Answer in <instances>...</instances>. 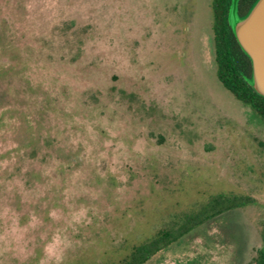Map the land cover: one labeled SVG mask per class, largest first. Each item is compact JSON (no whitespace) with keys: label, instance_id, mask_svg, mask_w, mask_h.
<instances>
[{"label":"rangeland","instance_id":"rangeland-1","mask_svg":"<svg viewBox=\"0 0 264 264\" xmlns=\"http://www.w3.org/2000/svg\"><path fill=\"white\" fill-rule=\"evenodd\" d=\"M261 142L212 0H0V264H118L220 193L253 202L152 264H255Z\"/></svg>","mask_w":264,"mask_h":264},{"label":"trees","instance_id":"trees-1","mask_svg":"<svg viewBox=\"0 0 264 264\" xmlns=\"http://www.w3.org/2000/svg\"><path fill=\"white\" fill-rule=\"evenodd\" d=\"M254 1L241 0L240 13L245 14ZM230 3L231 0H212L217 76L224 87L251 108L257 120L264 125V98L258 96L245 80V76H251V62L228 26ZM260 145L264 150V142ZM252 202L249 196L224 193L210 196L196 207L171 216L154 236L133 246L118 264H152L160 254L179 245L201 227ZM255 264H264V248L258 252Z\"/></svg>","mask_w":264,"mask_h":264},{"label":"water","instance_id":"water-1","mask_svg":"<svg viewBox=\"0 0 264 264\" xmlns=\"http://www.w3.org/2000/svg\"><path fill=\"white\" fill-rule=\"evenodd\" d=\"M240 2L231 0L227 22L251 62V76H245V80L264 98V0H255L245 14L240 13Z\"/></svg>","mask_w":264,"mask_h":264}]
</instances>
